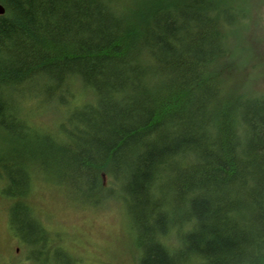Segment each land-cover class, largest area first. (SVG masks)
Masks as SVG:
<instances>
[{"label": "trees", "instance_id": "trees-1", "mask_svg": "<svg viewBox=\"0 0 264 264\" xmlns=\"http://www.w3.org/2000/svg\"><path fill=\"white\" fill-rule=\"evenodd\" d=\"M0 4V180L33 264H79L28 202L41 176L123 207L129 264H264V92L232 60L248 0Z\"/></svg>", "mask_w": 264, "mask_h": 264}, {"label": "rangeland", "instance_id": "rangeland-1", "mask_svg": "<svg viewBox=\"0 0 264 264\" xmlns=\"http://www.w3.org/2000/svg\"><path fill=\"white\" fill-rule=\"evenodd\" d=\"M248 3L250 15L254 18L253 30L236 34L232 60H235L236 67H242L239 76L258 70L252 85L264 92V0H248ZM244 45L257 51L259 59H251L252 64L247 63L249 53ZM27 104L29 106L24 111H29V118L36 125L48 127L58 118L51 110L37 107L36 101H27ZM42 180L34 184L28 202L54 239L53 244H59L79 264H129L135 260V249L128 234L131 230L128 214L123 207L115 204L95 209L83 204L77 206L61 188ZM5 186L0 180V264H33L29 257L33 248L23 245L12 230L10 201L3 194ZM54 258L52 253L50 259L54 261Z\"/></svg>", "mask_w": 264, "mask_h": 264}, {"label": "water", "instance_id": "water-1", "mask_svg": "<svg viewBox=\"0 0 264 264\" xmlns=\"http://www.w3.org/2000/svg\"><path fill=\"white\" fill-rule=\"evenodd\" d=\"M5 8L3 7V5L2 4H0V16L1 15H4L5 14Z\"/></svg>", "mask_w": 264, "mask_h": 264}, {"label": "bare ground", "instance_id": "bare-ground-1", "mask_svg": "<svg viewBox=\"0 0 264 264\" xmlns=\"http://www.w3.org/2000/svg\"><path fill=\"white\" fill-rule=\"evenodd\" d=\"M4 7V6H3Z\"/></svg>", "mask_w": 264, "mask_h": 264}]
</instances>
